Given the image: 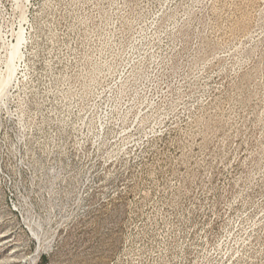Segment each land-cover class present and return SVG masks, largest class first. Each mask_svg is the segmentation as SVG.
I'll return each mask as SVG.
<instances>
[{"label": "rangeland", "instance_id": "1", "mask_svg": "<svg viewBox=\"0 0 264 264\" xmlns=\"http://www.w3.org/2000/svg\"><path fill=\"white\" fill-rule=\"evenodd\" d=\"M20 29L0 264H264V0H0V84Z\"/></svg>", "mask_w": 264, "mask_h": 264}, {"label": "bare ground", "instance_id": "2", "mask_svg": "<svg viewBox=\"0 0 264 264\" xmlns=\"http://www.w3.org/2000/svg\"><path fill=\"white\" fill-rule=\"evenodd\" d=\"M23 41V31L20 29L16 34V40L11 44L10 51L8 54V60H7V68H6V75L3 80H1L0 89L4 90L6 86L9 84L14 68H13V60L18 55L20 45ZM19 56V55H18ZM16 72V71H15ZM7 89V88H6Z\"/></svg>", "mask_w": 264, "mask_h": 264}]
</instances>
